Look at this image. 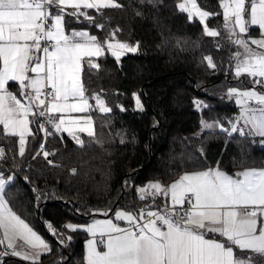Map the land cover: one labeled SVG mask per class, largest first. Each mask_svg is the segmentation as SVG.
<instances>
[{"label":"snow or ice","instance_id":"6c2138e0","mask_svg":"<svg viewBox=\"0 0 264 264\" xmlns=\"http://www.w3.org/2000/svg\"><path fill=\"white\" fill-rule=\"evenodd\" d=\"M122 7L118 0H0V125L5 135L19 137L21 157L25 155L27 137H35L29 125H36L45 138L67 131L78 146H84L85 142L65 126V118L56 115L85 112L91 107L90 98L85 95L87 89L80 80L83 58L110 52L119 63L126 53H136L139 43L132 45L116 39L119 28L103 40L88 31L68 32L65 17L82 16L95 23V17L86 10L94 9L101 14L102 9ZM176 7L188 14L189 21L198 17L204 25V35L221 36L219 29L206 24L209 16L217 14L202 10L197 0H179ZM220 7L228 42L243 49L231 57L236 61L234 74L239 78L246 73L253 87L243 91L228 89L227 96L235 97L241 109L229 121L230 128H224L219 121L209 123L202 119L201 130L219 127L229 137L234 133L260 137L259 144L264 146V92L257 89V86L264 88V0H220ZM96 27L103 29L104 25ZM254 27H258L260 38L249 35ZM204 60L209 68H216L211 56H205ZM88 63L99 68L92 60ZM9 82L18 83L19 98L8 90ZM91 99L96 101L100 112L111 111L99 94ZM133 99L135 110L142 112L144 107L137 93H133ZM193 103L200 111L209 107L200 100ZM120 110L126 111L123 106ZM85 122L88 127L80 131L95 139L92 118ZM44 147L40 145V152L33 159L42 152L49 165L60 167L48 159L55 152ZM4 158V150L0 148V160ZM71 171L76 173L75 168ZM12 180V176L0 175V264L6 256L17 257L27 264H40L41 256L50 253L51 247L9 206L5 191ZM33 191L40 200L38 190ZM136 192L141 201L151 197L153 204L131 211L117 209L114 219H94L82 228L72 223L63 225L70 232L82 230L93 237L86 244L83 264H255L251 255L245 258L235 250L264 255V168H245L230 175L218 162L216 167L186 172L168 186L150 181ZM161 196L165 203L152 210ZM91 211L93 215L108 216L112 209ZM114 221H123L126 226ZM45 224L58 236L61 246L72 240L51 222ZM101 247L103 250H99Z\"/></svg>","mask_w":264,"mask_h":264},{"label":"trees","instance_id":"16d2710c","mask_svg":"<svg viewBox=\"0 0 264 264\" xmlns=\"http://www.w3.org/2000/svg\"><path fill=\"white\" fill-rule=\"evenodd\" d=\"M118 2L122 8L102 9L101 14L88 10L95 23L65 17L68 32L88 30L103 40L119 28L116 39L139 43L138 53L126 54L119 63L107 54L81 62L80 80L90 98L87 115L92 118L95 139L80 133L85 142L80 147L68 134L52 135L44 142V150L55 152L48 159L61 166L53 167L42 152L33 159L42 143L36 125H30L35 137H27L23 157L19 155L17 136L5 135L0 126V148L5 153L0 160V174L13 177L6 186L5 198L51 247L50 253L41 256L40 264H83L84 233L67 231L64 223H84L101 215H93V209L110 208V215L116 208L131 211L153 204L151 197L141 201L136 192L150 181L167 186L184 171L205 170L218 162L232 175L237 168L258 166L264 158V147L257 137H241L239 133L229 137L221 130H201L202 119L219 121L230 128L229 121L237 116V108L233 98L227 96L228 89L253 85L247 78L233 76L231 43L223 36L214 39L203 35L198 21H189L188 15L177 9L179 0ZM199 3L205 11L217 14L209 16L206 24L218 27L222 22L220 0ZM97 24L104 28H97ZM205 56L212 57L215 69L208 67ZM89 60L99 68L90 67ZM16 88L9 83L8 90ZM133 93L140 98L142 112L135 110ZM94 94L105 100L110 112L95 110L91 99ZM194 100L209 107L197 110ZM163 201L164 197H158L153 208L163 205ZM45 221L72 237L67 246H61L58 236L49 233ZM3 264L27 262L11 256L3 258Z\"/></svg>","mask_w":264,"mask_h":264},{"label":"crops","instance_id":"0c3cea01","mask_svg":"<svg viewBox=\"0 0 264 264\" xmlns=\"http://www.w3.org/2000/svg\"><path fill=\"white\" fill-rule=\"evenodd\" d=\"M53 11H55V9H53ZM68 11L71 12V11H73V10H72V9H68ZM220 15H221V14H220ZM221 20H222V19H221ZM254 29H256V31L258 32V29H257V28H254ZM231 46H233V45L231 44ZM244 76H246L245 78H247L248 81H251V82H252V80H251L250 77H247V75H243V77H244ZM9 83H14V84L16 85L17 88H16L15 91H13V93L19 98V97H20V88H19L18 83H16V82H9ZM251 84H253V83H251ZM252 87H253V85H250V87H247V88H242V89L237 88V89L243 91V90L250 89V88H252ZM257 89H258L259 91H261L260 89L264 90V88H259V86H257ZM9 91H10V90H9ZM11 92H12V91H11ZM261 92H264V91H261ZM233 103H234L235 107L237 108V115H238V114L240 113V110H241V109H240V106H238V105L236 104V99H235V97H233ZM250 103H251V102H250ZM252 106H253V107H256L257 105L252 104ZM65 114H68V115L65 116ZM56 115H57V117L63 116V117L65 118V121L73 122V123L78 122L79 124H80V122H85L86 119L89 117V115H87V113H85V112H84V114H82V115H81V114L79 115L78 113H74V112L57 113ZM67 116H69V117L67 118ZM81 116H83L84 118H82ZM209 123H212V122H209ZM0 126H1V125H0ZM65 126H66V125H65ZM1 127H2V126H1ZM29 127H30V125H29ZM66 127H67V126H66ZM87 127H88V125H86L84 128H87ZM2 128H3V127H2ZM73 128H75V124L73 125ZM210 130H218V127H213V128H211ZM61 133H65V134H68V135H69V133H68L67 131H62ZM73 133H74L75 135H77V136H79L80 133H85V134H87L86 131H80V130H78V131H74ZM69 136H71V135H69ZM17 137H18V136H17ZM71 137H72V136H71ZM257 138H259V140L261 139L260 137H257ZM17 140H18L17 142H18V147H19V137H18ZM258 142H259V141H258ZM259 145H260V144H259ZM263 147H264V146H263ZM248 168H264V158L261 160V162H260V164H259L258 166H256V167H248ZM244 169H245V168H244ZM244 169L237 168V169L234 170V173H236L237 171H243ZM193 171H198V170H189V171H184V172L180 173L179 175H177L176 177H174L172 180H170L169 183L167 184V186L170 185L171 183H173L175 180H177V179L179 178L180 175H182V174H184V173H186V172H187V173H191V172H193ZM234 173H233V174H234ZM163 203H165V198H164ZM117 209H123V208H116V209H114L113 212H112L110 215H108V216H104V215H96V216H92V217H91L89 220H87L86 222H84V223H79V224L81 225V228H82L83 226H86L87 224L91 223L94 219H95V220H104V219H109V218L114 219V212H115V210H117ZM123 210L130 211V210H127V209H123ZM114 222L120 224L121 226H126L125 223H124L123 221H114ZM80 231H82V230H80ZM82 232L84 233V237H83V241H82V244H83V257H84L85 252H86V244H87L88 240L93 239V237H91V236H90L87 232H85V231H82ZM208 235H209L210 238L213 237V234H211V233H209ZM214 238H216V239H222V238H220V237H218V236H215ZM96 239H100V237L97 236ZM99 250H103V248L101 247ZM235 251L237 252V254L242 255V256H244L245 258H247L248 255H251L252 258H253V260H254V262H255V264H264V255H260V254H257V253H249V252L240 253L239 249H236ZM13 258H16V259L20 260V259L17 258V257H13Z\"/></svg>","mask_w":264,"mask_h":264},{"label":"rangeland","instance_id":"374dc122","mask_svg":"<svg viewBox=\"0 0 264 264\" xmlns=\"http://www.w3.org/2000/svg\"><path fill=\"white\" fill-rule=\"evenodd\" d=\"M197 4H198V6L202 9V10H204L201 6H200V3H199V0H197ZM219 7H220V3H219ZM88 10H90V9H88ZM88 10H86V11H88ZM185 14H187V13H185ZM220 14H221V19H222V22H221V24L218 26V27H210V28H213V29H219L220 31H221V36H218V37H210V38H216V39H218L219 37H224L225 39H227V33H226V31L224 30V28H223V24H224V18H223V9L220 7ZM188 15V14H187ZM80 18H82V19H84V17H80ZM197 21H198V23L200 24V26H201V28H202V31H203V28H204V25H202L201 23H200V21H199V18L198 17H194ZM86 20V19H85ZM254 28H257L258 29V27H254ZM254 28H251L250 30H249V35L251 36V37H253V38H260V31H259V29H258V32H255V31H251L252 29H254ZM71 31H73V30H71ZM70 31V32H71ZM77 31H88V30H77ZM237 31V33L239 32V30L237 29L236 30ZM89 32V31H88ZM90 33V32H89ZM203 35H204V31H203ZM206 36V35H205ZM209 37V36H208ZM133 45H136V44H133ZM251 47L252 48H256V46L255 45H251ZM230 49H231V51H230V54H231V57H232V55L236 52V51H241V52H243V49H238L236 46H231L230 47ZM257 51H259V49H256ZM136 53H138V51L136 52ZM136 53H131V52H128V53H126V54H136ZM109 55V56H111V57H113L114 59H115V57L114 56H112L111 55V53L110 52H106L105 53V55ZM125 54V55H126ZM125 55H123V56H125ZM122 56V57H123ZM230 57V58H231ZM96 58H98V57H87V56H85L83 59H96ZM116 60V59H115ZM235 63H236V61L234 60V59H231V65H232V74H233V76L236 78V79H242V78H245L246 76H244L243 77V75H247L246 73L245 74H242L239 78H237L236 76H235V74H234V67H235ZM247 77H248V75H247ZM12 93H13V91H12ZM93 103H94V108H95V110L96 111H99L100 112V110H99V108H98V106L96 105V101L95 100H93ZM74 113H78L79 115L81 114H84V112H76V111H74ZM85 113H88V111H85ZM66 115H68V114H65V116ZM239 115V114H238ZM69 116H67V118H68ZM82 118H84L83 116H81ZM75 124V128H73V125ZM65 125L67 126V127H69V128H71L72 129V131L74 132V131H78V130H80L81 128H84L87 124H86V122H80V124L78 123V122H76V123H73V122H68V121H65ZM2 126V125H1ZM3 127V126H2ZM3 129V128H2ZM218 130H220V128L218 127ZM17 139H18V137H17ZM18 141V140H17ZM1 175V174H0ZM4 178H7L8 176H3ZM148 184V183H147ZM67 223H72V222H68V221H66L65 223H64V225L65 224H67ZM72 224H74V225H77V226H79V227H81V225L80 224H77V223H72ZM46 225V224H45ZM46 227V229L49 231V229L47 228V226H45ZM67 230V229H66ZM36 231V230H35ZM67 231H69V230H67ZM44 240H45V238L43 237V235L40 233V232H38V231H36ZM49 233L50 234H52L50 231H49ZM53 235V234H52ZM46 241V240H45ZM47 242V241H46ZM25 262V261H24Z\"/></svg>","mask_w":264,"mask_h":264},{"label":"built area","instance_id":"2783aa9c","mask_svg":"<svg viewBox=\"0 0 264 264\" xmlns=\"http://www.w3.org/2000/svg\"><path fill=\"white\" fill-rule=\"evenodd\" d=\"M49 130L51 131V129L49 128ZM42 133V143L41 144H44V142L47 140V139H49L51 136H48L47 138H45V136H44V133L43 132H41ZM39 151H40V147H39ZM157 208L158 207H156V208H153L152 210H157ZM7 257H11V256H6V257H4V258H7Z\"/></svg>","mask_w":264,"mask_h":264}]
</instances>
